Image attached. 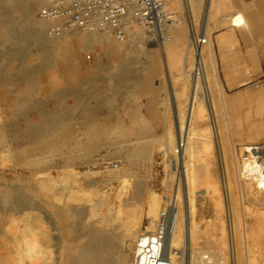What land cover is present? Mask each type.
I'll return each mask as SVG.
<instances>
[{
    "label": "bare ground",
    "instance_id": "obj_1",
    "mask_svg": "<svg viewBox=\"0 0 264 264\" xmlns=\"http://www.w3.org/2000/svg\"><path fill=\"white\" fill-rule=\"evenodd\" d=\"M71 1L73 0H67L65 3ZM33 2L34 3L30 0H0L1 43L3 41L13 43L12 46H8L9 49L5 54L6 59L8 58V61H6L8 63H6V65H9V59L17 60L19 58V60H21L20 56L27 55L30 48H35L37 53H44L45 60H48V57H51L48 56V54L50 50H52V47L59 44L65 45L70 53L76 52L74 49V45L76 44L79 46V51H88L93 49L96 45H104L107 46L108 49L105 51L106 53L109 52L117 57H125L130 51L137 49L138 52H142L147 58L144 65L155 74L160 73L157 59L151 54V51L139 50L146 38L138 31L132 33L130 39L127 41H125L127 37L123 40L118 39V41L114 38L112 33L103 32L104 34H99L96 30H81L79 32L66 31L59 36L50 35V32L46 30L48 26H46V20L44 22L33 19L34 9L41 2L44 3V0ZM184 3L185 5L188 3L190 10L196 14L204 8L203 12L205 11V14L203 17L202 38L205 39V41L200 39L201 43L196 49L194 43L195 36L192 37L191 42H186L185 36L182 34L179 35L177 41L175 39L176 42L174 43L170 42L172 38L168 35L167 29L169 25L166 30L162 32L163 40L160 44L163 46V61L161 63L163 64V68L165 66V73H162L161 70L159 77L163 82H167V88H165L164 96L159 100L164 116H166V127H164L162 136L165 141L161 143V147L165 151V156L173 157L169 160L171 164L174 163L171 170L175 169L178 175H176L178 178L177 182H175L173 195L167 198L166 201H164V197L162 196L165 192L162 195L157 194L153 189L145 190V192L143 184L136 185V182L131 183V179L133 178L130 175L131 171L128 165L122 164L120 161L117 162L116 160L125 159L127 163L130 164L134 161H138L139 158L146 156V147L142 141H140L141 139H130L131 137H129L126 131H122V142L118 143V133H114L115 130L113 132L111 131V126L104 121L106 118L94 117V119L92 118L91 120V116H88V113H86L87 109L90 108L86 101L88 96L87 88L85 89L84 87L81 88L78 86L77 89H66L64 85H60L54 92L55 97L62 106L66 105H64L66 99H71V97L77 93L79 95L77 101L80 99L79 101L83 110L82 117L79 120L80 126L77 125L78 123L76 124V127H80V132L76 135L77 137L79 135L77 139L70 138V136L73 135L72 130L76 128H67L64 130V119L61 115H59L61 117L55 115L52 110H44L42 113L37 114L35 118L24 115L26 112L21 113L23 110H28V107L33 104L26 100L27 98L25 99V91L22 92L23 89L20 92L23 93L24 96L19 92V94H16V97L10 98L7 95L3 96L7 103V107L11 111L8 113L10 114L9 116H6L7 114L4 116L2 113L0 114V148H9V146L12 145L13 141L9 140L11 139V135L14 136V139L11 140L16 141L15 136L17 137L18 134H22L23 137L19 140L21 142L17 140L14 146L15 148H9L10 152L21 151L22 154L26 152L30 156L34 155V157H36V154L40 155L45 152L46 154H50L47 156L48 158L44 164V168L34 174L36 186L33 190H29V192L32 191L31 197H29L26 192L14 190L15 188H12L13 190L11 189V192L8 191L9 193H5L6 206H9V204L18 205L20 204L19 202L29 198V202H26L28 199L25 202L29 204L27 205L30 208V217L32 218L33 225V239L31 243L33 245L31 248V258L33 260V262H31L33 264H49V262L44 260L50 261V257L47 258V256L54 248L57 250V255L52 254L54 257L56 256L55 259H52L55 260L54 262L57 264H228L227 260H229V264L250 263L249 259L253 257H250L253 253L249 255V248H252L250 239H252L255 230L245 221L244 213L243 224L239 222V224L236 225L234 220L236 218H233L234 215L232 213L233 204L230 193H227L229 195V206L226 203L225 212L227 217H230L229 219H231V222H229V220L225 223L226 221L224 222V220L220 219L222 232L220 237H215L216 240L220 238L224 244H226L225 240H228L227 245H229L228 248H230L228 259L223 256L224 254H220L218 256L219 261L215 262L211 260L212 258L210 259V257L197 254L193 260L185 262V254L188 250L189 252L200 251L199 247H202V239H206V237L203 236L201 239L200 236V230L205 221L203 212L207 210L206 212L212 213L213 219H215L218 212L222 211L223 200L221 199L222 196H224L219 194L222 193L220 190V182L216 180V178L214 179L211 174H208L207 157L209 152L213 154L214 144L212 143L213 139L211 141L212 137H210V133H212L210 132L212 131L210 129L211 126L205 128L204 119L213 121L214 115L212 117V112H208L205 105V107H200L198 105L200 100L203 102L201 99V92L202 83H204V81L211 87V92H215L219 97L218 101L216 100L218 103H216V105L214 103L212 104V110L214 114H219L222 119L221 121H223V126L225 124V129H223V131H228L230 134L233 131L230 124L232 120L231 114L227 111L226 102L228 101L222 94V86L219 79L215 51L210 37L209 24L212 19H218L221 15V17L223 16L220 18L221 21H226L227 23L229 21L234 26H243L244 34H251L257 38L264 39V8H254V5H244L240 0H204V3L202 0H184ZM223 9L233 11L224 16L222 14ZM14 12H18L20 16L17 15L15 17ZM173 22L175 21L173 20ZM133 26L136 29L142 28L140 23H132L127 34H129ZM197 39H199V37ZM121 41H124V44L121 43ZM65 42L68 43L66 44ZM15 43L20 45H15ZM176 43L177 45L174 47ZM185 44L187 45L185 46ZM1 46L4 45L2 44ZM4 48L5 51L6 47ZM175 50H177L176 52L178 54L184 51V53L180 54L183 55L184 58L181 67L182 80H180L181 78L177 80L181 82L179 87L175 86L174 83L177 81L170 75L167 58L168 55L175 52ZM42 57L43 56L40 55L39 58ZM113 57L115 58V56ZM42 60H44V58L41 59V61ZM23 62L25 61L23 60ZM45 62L46 61H44V63ZM48 62L50 63V61ZM179 62H181V60H179ZM20 63L21 62H19V64ZM199 63H201L203 74L197 76L196 69ZM12 64L11 67L15 65ZM107 64L108 62L105 63V65ZM124 65L125 64H123V66ZM3 66L1 67L3 68ZM22 66H24V63ZM1 67L0 75L4 74ZM23 68L26 71L27 69L30 70L29 68L31 67L27 66ZM109 68L105 69L108 70ZM117 68L120 67L118 66ZM18 69L19 65L18 68L16 67L13 69V71H17L16 73H18V75L14 72L12 75L16 74L15 77L20 76L25 81L31 80L30 77L32 75L30 76L27 71L24 72L22 68L20 70ZM35 72H37V74L39 73L38 71ZM110 72L118 77L120 75L126 79L128 77V79L130 78L137 82V85L140 83L141 78H138V81L137 77L133 74L135 72L128 73L129 71L123 69H110ZM32 73L34 74V72ZM34 78H36L35 75ZM88 79L87 77V82L84 81L88 83ZM32 80L34 85L36 80L33 78ZM68 80L71 82L72 79ZM111 80L113 81L112 78ZM8 81H10V79H8ZM30 82L32 81H29V83ZM188 82H190L191 89L188 87ZM86 83L82 82L85 86ZM26 84L27 82L25 85ZM30 85L32 87V84ZM137 85L135 83V86ZM51 86H53V84ZM142 86L143 85H141V88ZM25 89L26 91L28 90L27 88ZM28 93L30 92L28 91ZM76 96L72 98L76 99ZM94 96L95 95H93V97ZM107 99L109 98L107 97ZM59 103L57 104L59 105ZM150 105L148 106L149 109L151 107ZM68 108L71 109L70 107ZM149 109L148 111H150ZM89 111H91V109H89ZM16 114H22V122H13V117L16 116ZM202 131L207 132L208 136H203L201 133ZM142 132L143 131L140 130V134ZM36 147H38V150L35 149ZM160 150L159 147L158 151ZM200 162L205 163L206 170L201 169L204 166L201 168L197 166V163ZM243 165L242 175L247 178V189L250 195H252L256 201H259L261 207L264 208V149L258 148L255 144H250V146L244 150ZM165 166L168 173H166L167 177H164L165 180L162 182L164 185L163 187L169 186L171 189L173 178L170 175V164ZM167 171L165 170V172ZM224 179H228V172L224 175L223 180ZM14 181H12L13 185H15ZM140 183H143V181ZM133 184L136 186L133 187ZM4 186L5 185H3V188ZM1 195L3 196V194ZM209 195H211V199H209L211 201L208 200ZM213 196H218V199L215 200L212 198ZM1 203L2 202H0V204ZM164 205L166 208L162 211L161 209ZM2 206L0 208H2ZM168 206H171L169 209L172 218L169 220L167 227H163V225L165 226V222L163 221L162 215L163 212L167 210ZM12 209L13 208L10 210ZM222 212L224 213V211ZM261 215L264 216V213L262 212ZM211 227L209 226V229H211ZM217 235L218 234H216V236ZM208 240L207 242L210 241ZM213 241H215V239ZM163 243H165L164 246H166L165 251L163 250L164 248L162 249ZM241 243L247 249L245 251L246 255L243 256L238 251V247H240ZM253 255L255 256V254ZM252 261L253 259H251V263H253Z\"/></svg>",
    "mask_w": 264,
    "mask_h": 264
},
{
    "label": "rangeland",
    "instance_id": "obj_2",
    "mask_svg": "<svg viewBox=\"0 0 264 264\" xmlns=\"http://www.w3.org/2000/svg\"><path fill=\"white\" fill-rule=\"evenodd\" d=\"M30 1L34 3L33 1L36 2L37 0H30ZM60 1L66 2L67 0H60ZM202 1L204 3V0ZM240 1L244 5L245 4L250 6L254 5L253 6L254 8L256 7L264 8L263 0H240ZM49 2H50L49 0H44V3L41 2L39 5H37L33 13L34 20H40L45 22V20L41 18L40 12L45 6L49 4ZM165 2L167 9L170 13L169 15L170 19L172 21L169 24L170 29L169 28L167 29L168 35L171 36L172 38L170 42L175 43L179 35L182 34H184L186 42L187 41L191 42L193 36H195L196 38L199 37V39L202 40L203 20H204L203 17L205 14V11L203 12L204 8H202L201 11L196 14L190 10L188 3L187 5H185L184 0H171V1L165 0ZM232 11L233 10L223 9L222 14L225 16L226 14H230ZM17 15L20 16L18 12H14V16L16 17ZM222 17L220 15L218 19H214V20L212 19L210 21L209 32L215 51V59L217 63L220 83L222 86V94L225 97V99L228 101L226 102L227 111L229 112V114H231L232 120L230 124L233 130L232 133L230 134L228 131H223V129H225V124L223 126V121H221L222 119L220 118L219 114L218 115L214 114L212 110L213 108L212 104L214 103L216 105V103H218L217 101L219 97L215 92L213 91L211 92V87H209V84H206L205 81L204 83H202V92H201L202 95L201 99L203 100L204 104L200 100L198 102V105L200 107L205 105L208 112H212V117L214 115L212 119L213 121H210L209 119H204V127L207 128L211 126L210 129L212 131L210 132L212 133H210V137H212L211 141L213 139L212 143L214 144V145L212 144L213 154L209 152L207 157L208 174H211V176H213L214 179L216 178V180H218L221 184L220 190L222 191V193L219 194H221V196L224 195L222 196L221 199L223 200L222 211H224V213L222 211L218 212L216 217L217 219L216 218L213 219L212 213L206 212L207 210L203 212V217L205 218V221L202 224L201 227L202 231L200 230V236L201 239L203 237H206V239H202L203 243H201L202 247L201 246L199 247L200 251L189 252L188 250L186 252L185 262L187 261L189 262V260H193V258L197 254L203 255L205 257H210V259L212 258L211 260H214L215 262L219 261L218 256L220 254H224L223 256H225L228 259L229 250H230V248H228L229 245H227L228 240H225L226 244H224V242L220 240V238L216 240L215 237L217 238L220 237V234L222 232L220 227L221 220H224V222L226 221L225 223H227L229 220H230L229 222H231V219H229L230 217L228 218L225 212L226 203L227 205L229 203L228 202L229 195L227 193H230V197L232 198V204H233L232 205L233 208L232 213L234 215L233 218L237 219V220L234 219L236 225L239 224V222L243 224V213H244L245 221L249 224V226H251L252 229L255 230L252 239H250V244L253 249L251 247L249 248V255L250 253H253L255 254V256L253 254L250 255V257L253 256L252 258L249 259L250 263H251V259H253L252 261L253 263L251 264H264V216L261 215L262 212L264 213V208L261 207L259 201H256V199H254L252 195H250L247 189V178H245L242 175L243 166H244L243 165L244 150L247 147H249L250 144H255V146H257L258 148L264 149V39L257 38L251 34H244L243 26H234L229 21L228 23L226 21L223 22L220 19ZM173 20L175 22H173ZM46 26H47L46 30L49 32L51 24L46 21ZM79 31L80 30H75L71 32H79ZM136 31H138L146 38V40H144L145 41L144 44L142 43L139 50L151 51V54L154 55V57L157 59V64H159L158 66L159 72L161 73L162 70V73H165L164 71L165 66L163 68V64L161 63L163 61L162 60L163 46L160 43L153 42L143 26L142 28L139 29H136L133 26L129 34H127L128 36H126L127 39L125 38L126 39L125 41L129 40L132 33H135ZM96 32L99 34H104L101 31L99 32L96 31ZM203 40L205 41V39ZM1 41L2 39H0V52H1L0 67L4 65L3 68L1 67L3 69L4 74L0 75V77L4 75L6 78L4 76H3L4 79L3 77L0 78L1 81L0 82L1 83L0 114L2 113L3 116L7 114L6 116H9L10 114L8 113H10L9 111H11L7 107V103L4 100L3 96L7 95L10 98L16 97V94L18 92L23 95V93L20 92L23 89L22 92L25 91L24 92L25 99L27 98L26 100L32 102L33 104L30 107H28V110L26 111L23 110L21 113L26 112L24 115L31 118L32 117L35 118L37 114L42 113L44 110H52L55 115L58 116L61 115L62 118L64 119L63 121L65 123V126L63 128L64 130L67 128H73V129L76 128L72 130L73 135L70 136V138L77 139L79 135L78 137L76 135L79 134L80 127H76V126L77 125L80 126L79 120L82 117V110H83L79 101L80 99H78L77 101V97L79 98V95L76 92L77 96L75 94L72 96V97L76 96V99L75 98L73 99L72 97L71 99L70 98L66 99L67 101L66 100L64 101L66 102L64 103V105L65 104L66 105L62 106L59 103V100H57V98L55 97L54 92L60 85L61 86L64 85L66 89H72V88L77 89L78 86H80L81 88L84 87L85 89L87 88L88 96L86 101H87V105L89 104L90 107L89 109H91V111H89V109L85 111L86 113H88V116H91V120L92 118L94 119V117L106 118V120L104 121L106 122V124H109L111 126V131L113 132L115 130L114 133H118L117 134L118 143L122 142V138H121L122 131H126L129 137H131L130 139L133 140L141 139L140 141H142V143L146 147V156L139 158L138 161H134L133 163L130 164L127 163V160L125 159L116 160L117 162L120 161V163L128 165V168L131 171L130 175L133 178L131 179L132 180L131 183L136 182L135 183L136 185L143 184L144 191L145 190L147 191L148 189L150 190L153 189L157 194L160 195L164 194L165 192V194L162 195L164 197V201H166L167 198H170L173 195V189L176 184L175 182H177L178 175L176 174L175 169L171 170L172 169L171 167L174 165V163L171 164L169 160L170 158L173 157L165 156V151L161 147L162 145L161 143H164L165 141L164 137L162 136L164 132V127H166L165 126L166 116H164L161 102H159V100L165 94V88H167L166 85L167 82L165 81L163 82L161 80V78L159 77L160 73L155 74L152 70H150L147 66L144 65L146 63L145 61H147V58L142 52L140 51L138 52L137 49H133V51H130L125 57H119V56L117 57L116 55H112L109 52L106 53L105 51H107L108 49L107 46L104 45H96L93 47V49L88 51H79V46L76 44L74 45V49L76 52L70 53L65 45L63 46V44L61 45L59 44L57 46L52 47L53 51L50 50V53L48 54V56H51L52 58L48 57L49 58L48 60H45L44 53L39 52L40 55L43 56L42 58H39L40 55L39 53H37V51H35V48H30L27 55L20 56L21 60H19V58L17 57L18 58L17 60L21 62L20 64L16 59L13 60L9 59L10 63L9 65L7 64L9 66L8 67L6 65V63H8L6 62L8 61V58L6 59L5 54L9 49L10 45L12 46L13 43L8 41H3L4 43L3 42L1 43ZM65 43L67 44L68 42ZM121 43L124 44V41H121ZM2 44L4 46H1ZM16 44L18 46L20 45L18 43H15V45ZM176 45L177 43L175 44L174 47H176ZM186 45L187 44H185V46ZM4 47H6L5 51H4L5 49ZM176 51L177 50H175V52L173 53H170L167 57L170 75L175 79V81L179 80V78H181L180 80H182L181 67L183 62L182 60L184 58L183 55H180L181 53H184V51H182L179 54ZM113 56H115V58L117 57L116 60ZM43 58L44 60L41 61V59ZM109 59H111L112 61ZM23 60L25 62H23ZM179 60H181V62H179ZM44 61H46L45 63L47 64H45ZM48 61H50V63ZM106 62H108L107 64L108 66L105 65ZM23 63L24 66H22ZM11 64L12 65L15 64L14 65L15 67L12 66L13 67L12 68ZM123 64H125L124 66L126 69L124 68ZM18 65H19L18 70H20L21 68L24 70L23 67H27V66L31 67L29 68L30 70L26 68L27 73L30 76L31 75L33 76L30 77L31 80L25 81L20 76L15 77L16 74L18 75V73H16L17 72L16 70L13 71V69L16 67L18 68ZM116 66L117 67L119 66L120 68H117ZM75 68L77 69V71ZM105 68H109V69L107 70ZM110 69L112 70L123 69L129 71L128 73L135 72L133 74L137 77V79L141 78L139 85H137V82L133 81L132 79L130 78L128 79V77L127 80L126 78L122 77V75H120L119 77L116 76L115 74L110 72ZM34 70L38 71L39 75ZM26 71L24 70V72ZM31 71L34 72V74ZM13 72L16 74L12 75ZM34 75L36 78H34ZM66 75L68 78L66 77ZM86 76L89 78L88 83H86L87 82ZM32 78L36 80V81L34 80L36 82L34 83L36 87L33 85ZM111 78L113 79V81L111 80ZM8 79H10V81H8ZM68 79L70 80L72 79L71 82ZM29 81L32 82L29 83ZM24 82L25 83L27 82L28 85L26 84L27 85L26 86ZM82 82L86 83V86L85 84H82ZM134 82L136 83L137 86H135ZM179 82L178 81L175 82L174 83L175 86L179 87L181 84V82L180 83ZM188 83H189L188 87L189 89H191L190 82ZM30 84H32V87ZM52 84L53 86H51ZM141 85H143L142 88ZM25 88H27L28 90L26 91ZM28 91L31 94L28 93ZM93 95L95 96L93 97ZM107 97L109 99H107ZM57 103H59V105ZM149 105L151 106L150 109L148 107ZM68 107H70L71 109H69ZM148 109L150 111H148ZM102 115L105 116L103 117ZM22 120H23L22 114L21 115L16 114V116L13 117V122L20 123L22 122ZM140 130L143 131L141 134H140ZM201 133L203 134V136H208L207 132L202 131ZM22 137H23L22 134H18L17 137L15 136L16 141H14L11 140L14 139V136L11 135L10 136L11 139L9 140L13 142L12 145L9 146V148L14 149L17 140L18 141L21 140ZM221 146H222V150H221ZM159 147L161 149L160 151H158ZM9 148H3V149L0 148V187H1L0 202H2L1 204L3 205L2 206L0 204V207L2 206V208H0V264H33L32 263L33 260L31 258L32 257L31 248L33 247V245L31 244L33 239V233H32L33 225H32V218L30 217L31 212L28 206L29 204L26 203L29 202V198L25 199V201L28 199L26 202L23 200L19 202L20 204L16 203L18 205L9 204L10 206L9 207L8 205L6 206L5 197L6 194L11 192L14 188H15L14 190L17 191L26 192L28 196L31 197L32 191L29 192V190H33L34 187L36 186L35 184L36 181L34 180V174L41 171L44 168V164L48 158L47 156L50 154L49 153L46 154L45 152L40 155L36 154L35 155L36 157H34V155L30 156L24 151H22L24 152L23 153L24 155L21 153V151L10 152ZM35 149L38 150V147H36ZM200 163H197V166H199L200 168L204 166L201 169L206 170L205 163L204 162H200ZM168 164H170L169 166V170L171 173L170 175L173 178L171 189L169 188V186L163 187L164 185L162 183L165 180L164 177H167L166 173H168V171L167 169H165L166 167L165 165ZM165 170L167 172H165ZM226 172H228V179L223 180ZM15 176L18 178H16ZM12 181H14L15 185H13ZM18 181H19V185H18ZM142 181L143 183H140ZM3 185H5L4 188ZM132 186L135 187L134 184ZM20 187H22L23 189ZM1 194H3V196ZM211 195L208 196L209 197L208 200L211 199L210 198ZM212 198L216 200L218 199V196L215 197L213 196ZM224 199L226 200V202ZM168 207L170 208L171 206ZM11 208H13L14 210L13 209L10 210ZM165 208L166 207L164 205V207L161 210L163 211ZM209 226L210 227L212 226L211 227L212 231L211 229H209ZM216 234L218 235L216 236ZM208 238L213 243H211L208 240ZM211 239L213 240L215 239V241ZM207 240L209 242H207ZM238 249H239L238 251L242 254V256L246 255L245 251L247 249L242 243L240 247H238ZM52 250L53 251L50 252L51 254L48 253L47 256V258L50 257V261L49 260H44V261L49 262V264H57L54 262L55 260H53L56 258V256L54 257L53 255H57L56 254L57 250L55 248ZM227 261L229 264V260Z\"/></svg>",
    "mask_w": 264,
    "mask_h": 264
},
{
    "label": "built area",
    "instance_id": "obj_3",
    "mask_svg": "<svg viewBox=\"0 0 264 264\" xmlns=\"http://www.w3.org/2000/svg\"><path fill=\"white\" fill-rule=\"evenodd\" d=\"M169 15L165 0H73L69 3L50 0L40 12L41 18L51 24L50 35L96 30L110 32L123 40L130 25L140 23L155 43L162 42V32L172 22ZM194 43L197 49L200 39L194 37ZM196 74H203L201 63L197 65ZM162 217L163 227H167L172 218L169 207ZM164 244L162 249L165 251Z\"/></svg>",
    "mask_w": 264,
    "mask_h": 264
}]
</instances>
